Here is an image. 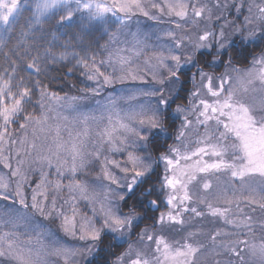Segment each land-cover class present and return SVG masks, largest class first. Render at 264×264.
Here are the masks:
<instances>
[{
  "label": "snow or ice",
  "instance_id": "snow-or-ice-1",
  "mask_svg": "<svg viewBox=\"0 0 264 264\" xmlns=\"http://www.w3.org/2000/svg\"><path fill=\"white\" fill-rule=\"evenodd\" d=\"M0 57V264H264V0H0Z\"/></svg>",
  "mask_w": 264,
  "mask_h": 264
},
{
  "label": "rangeland",
  "instance_id": "rangeland-1",
  "mask_svg": "<svg viewBox=\"0 0 264 264\" xmlns=\"http://www.w3.org/2000/svg\"><path fill=\"white\" fill-rule=\"evenodd\" d=\"M23 2L29 3V2H31V0H23ZM228 19L230 21H232V22H235V23L239 24V23L242 22L243 17L241 16L239 19H237L235 14H229L228 15ZM139 20H140V24H139L140 29L143 32L148 33L150 36L152 35V33L154 31L158 30L159 28L170 27L169 24H160V25H158L154 21L147 20L144 17H139ZM135 27L136 26H133V30H135ZM93 35H94V38L99 41V44L103 45L106 42V39H107L106 36H102L99 32H96ZM149 42L152 43V42H154V40H150ZM93 50L96 52L98 60L103 58V56L100 54L98 49L93 48ZM2 62H3L2 57H0V63H2ZM60 70H65L69 75L76 74L80 78L82 83L84 84V86L79 89V91H80L79 93L75 94V92H74V93H70V94L64 95V96H84V95H87L89 98L82 102V106L84 107V110H88L89 107L93 106L95 100L103 99V97H92L90 95V93H87L86 91H84L87 88L92 86V82L86 80L85 76L82 74V70H79L77 68L72 67L71 63L66 64V65H56V66H54L53 70L50 71V73L48 74L47 78L56 79L57 78V72L60 71ZM185 71L188 72L187 69H185ZM132 86H135V85L126 84V85L122 86L120 84H116L115 85V89L118 90L121 87H132ZM112 91H113V89H105V95L108 94V93H111ZM13 128H15V125H13ZM16 131H17V134H18L19 130L17 129ZM168 143H172V141H169ZM118 158L123 159V157H118ZM7 171H8L7 169H3L2 165H0V172H5L6 173ZM82 178L87 180L89 183H93L96 180V171L90 169L89 172L85 176H82ZM31 182L34 185L37 182V177L33 176L31 178ZM27 191L28 190L26 189V192ZM3 204H4V202L0 201V205H3ZM81 209H82V211H87V209L83 206V204L81 205ZM253 215H257L258 216L259 212H256ZM36 220L39 223H41V224H48L49 223L48 221H44L40 217H37ZM60 235L63 237V233H60ZM63 240L69 246H80V244H81V242L76 241V240H72L69 237H63ZM134 241H135V239H134ZM95 254H96V252H94L91 256L78 257L77 258L78 259V264H86L88 261H91L94 258ZM57 264H60V262H57Z\"/></svg>",
  "mask_w": 264,
  "mask_h": 264
},
{
  "label": "trees",
  "instance_id": "trees-1",
  "mask_svg": "<svg viewBox=\"0 0 264 264\" xmlns=\"http://www.w3.org/2000/svg\"><path fill=\"white\" fill-rule=\"evenodd\" d=\"M91 41H98L94 38V35L89 38ZM101 43V42H100ZM93 48H96L95 43H93ZM220 72L223 71V69L219 70ZM219 74V72H217ZM190 75L189 72L185 71V76L182 78L183 84H182V91L180 93L181 100L179 102L183 103L185 102V98L187 97L188 93L192 89V84L188 81V76ZM76 74L69 75L65 70H60L57 72V78L56 79H45V83L48 87L49 91L55 92L60 96H64L66 94L79 93V89L84 86L80 78ZM35 104V100L33 101ZM158 173L160 169L157 170ZM155 180V177L153 178ZM151 216L152 214L149 213ZM151 223V220H145L144 224L141 225L142 227L148 226ZM135 237L133 238V240ZM111 257L108 255L107 252L102 250L99 252H96L94 258L91 261H88L86 264H106L108 260H110Z\"/></svg>",
  "mask_w": 264,
  "mask_h": 264
}]
</instances>
